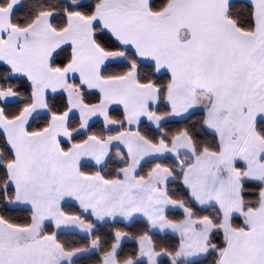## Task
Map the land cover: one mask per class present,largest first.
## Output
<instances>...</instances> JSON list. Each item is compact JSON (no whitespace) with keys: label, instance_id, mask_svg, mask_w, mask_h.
<instances>
[{"label":"snow or ice","instance_id":"obj_1","mask_svg":"<svg viewBox=\"0 0 264 264\" xmlns=\"http://www.w3.org/2000/svg\"><path fill=\"white\" fill-rule=\"evenodd\" d=\"M0 264H264V0H0Z\"/></svg>","mask_w":264,"mask_h":264}]
</instances>
